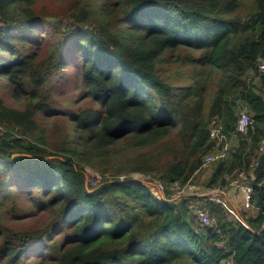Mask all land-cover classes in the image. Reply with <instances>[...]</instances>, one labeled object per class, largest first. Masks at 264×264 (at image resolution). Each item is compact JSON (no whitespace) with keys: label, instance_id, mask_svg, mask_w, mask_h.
I'll return each mask as SVG.
<instances>
[{"label":"trees","instance_id":"1","mask_svg":"<svg viewBox=\"0 0 264 264\" xmlns=\"http://www.w3.org/2000/svg\"><path fill=\"white\" fill-rule=\"evenodd\" d=\"M38 1L0 0V264H264V0ZM178 62L184 85L165 76ZM213 128L230 149L206 169ZM239 171L254 209L208 203L212 226L207 198L129 179L206 192ZM22 197L46 224L10 225Z\"/></svg>","mask_w":264,"mask_h":264},{"label":"built area","instance_id":"2","mask_svg":"<svg viewBox=\"0 0 264 264\" xmlns=\"http://www.w3.org/2000/svg\"><path fill=\"white\" fill-rule=\"evenodd\" d=\"M258 75L259 77L264 76L263 59L262 60L260 59L258 64ZM238 110H239V120L236 126L237 127L236 131L238 133L246 135L249 133L251 129H253L254 121L246 108L239 107ZM210 134L213 139H218L219 143H224V148L220 153H217L215 155H207L204 158V166L212 164L215 161L223 158L230 149L227 137L221 133L220 129L213 128L210 130ZM140 175L143 176L141 177V179H136L134 177ZM147 177L149 176H145L143 174L137 173L131 176L129 179L132 180L135 179L136 181L139 180L144 184L148 185L156 197L160 196L164 198V195L166 194L167 191H172L174 194L175 191H179L180 193H178L179 195L177 198H174L175 200L180 199L184 195H197L199 197L207 198L206 202L199 204L195 209V212L203 226H212L214 224V221L211 219L210 216V211L207 207L208 203L221 205L229 212L232 219L242 222V220L236 214L235 207H231L230 205H228L227 202L228 193L226 191V188H217L206 192H201V191L196 192V191H191V187L189 185L184 189L181 188L177 183H175L171 187H167L165 184L161 183L160 181L152 180L151 177L150 178ZM125 179L127 178L125 177ZM229 185L237 192L238 197L241 199L242 207L244 208V210L252 211L254 209V206L252 204L254 187L251 184L250 180L248 179L247 175L243 171H239L236 177L235 174L231 177V181Z\"/></svg>","mask_w":264,"mask_h":264},{"label":"rangeland","instance_id":"3","mask_svg":"<svg viewBox=\"0 0 264 264\" xmlns=\"http://www.w3.org/2000/svg\"><path fill=\"white\" fill-rule=\"evenodd\" d=\"M63 0H42L41 2L38 1L37 4V9L39 11H41L42 7H44V9H47L51 12H55V10L57 9V7L59 5H61ZM169 60H175V56L170 55ZM191 66L190 63H173L170 67V70L166 73V77H170V79L174 82H176V76H184L187 75L191 72ZM194 72V71H193ZM204 76L205 73L203 72ZM206 77V76H205ZM177 85H184L185 81L184 80H179L178 82H176ZM215 88H210V94L207 97L208 102L210 103L212 100V96L214 94ZM74 92V89L70 92V94H72ZM217 154V153H216ZM206 167V169H209L211 167V165H205L204 168ZM90 172L87 174V182L93 186H96L102 179L101 175L99 173H94L91 170H89ZM139 173V172H137ZM137 173H132L129 176H133ZM136 179H141V177H143L142 175L140 176H134ZM150 178V177H147ZM143 179V178H142ZM135 180V179H133ZM121 181H126L125 177L121 178ZM231 181V179H230ZM191 187V191H200L202 190L201 186H194L192 184L189 185ZM195 187V188H194ZM227 193H234L236 194V198L234 202H231L230 199H228L227 197V202L228 205H230L231 207H235V211L236 214L239 216L240 219H242V215L243 213L246 211L244 210V208L242 207V202L241 199L238 198V194L237 192L229 185L226 188ZM178 193H180L179 191H175V194L173 195V199L178 197ZM229 196V195H228ZM159 199L163 198V197H157ZM18 218H16V220H18V224H10L12 227H14V229L16 230H24V229H28V228H33L36 229L37 227H41L44 224H46V222L49 219V215L43 211H40L36 206H32L29 205V200L22 197V199L18 200ZM12 208V202L7 204V206H5L3 208V213H7L9 212V210H11ZM247 213L251 214L252 211H246ZM20 216V217H19ZM9 220V219H8Z\"/></svg>","mask_w":264,"mask_h":264},{"label":"crops","instance_id":"4","mask_svg":"<svg viewBox=\"0 0 264 264\" xmlns=\"http://www.w3.org/2000/svg\"><path fill=\"white\" fill-rule=\"evenodd\" d=\"M228 199H230L231 202H234L236 198V194H234L233 192L232 193H229L228 194ZM239 198V197H238Z\"/></svg>","mask_w":264,"mask_h":264},{"label":"clouds","instance_id":"5","mask_svg":"<svg viewBox=\"0 0 264 264\" xmlns=\"http://www.w3.org/2000/svg\"><path fill=\"white\" fill-rule=\"evenodd\" d=\"M102 180V179H101ZM101 182V181H100Z\"/></svg>","mask_w":264,"mask_h":264},{"label":"water","instance_id":"6","mask_svg":"<svg viewBox=\"0 0 264 264\" xmlns=\"http://www.w3.org/2000/svg\"><path fill=\"white\" fill-rule=\"evenodd\" d=\"M16 156V155H15Z\"/></svg>","mask_w":264,"mask_h":264}]
</instances>
